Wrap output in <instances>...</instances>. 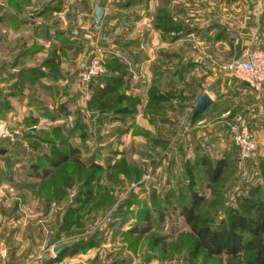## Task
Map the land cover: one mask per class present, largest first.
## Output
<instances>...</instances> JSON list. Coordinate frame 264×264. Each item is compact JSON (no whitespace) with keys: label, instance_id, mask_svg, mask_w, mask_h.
<instances>
[{"label":"rangeland","instance_id":"374dc122","mask_svg":"<svg viewBox=\"0 0 264 264\" xmlns=\"http://www.w3.org/2000/svg\"><path fill=\"white\" fill-rule=\"evenodd\" d=\"M59 1L60 4H57L58 0H0V151H3L0 155V250L4 251V257L7 248L12 246L23 249L22 260H30L40 253L52 254L53 244L93 238L95 247L75 255L95 251L99 258L94 257V264L97 261L99 264H243L241 256L207 258L204 253L196 258L189 256L187 228L178 219L172 235L166 229L142 237L126 234L138 218V207H149L152 195L160 199L171 189L179 191V185L185 181L183 164L193 162L204 151L189 147L183 134L191 112L189 103L185 104L188 97L176 99L181 104V118L165 133L168 140H177L184 135L183 141L175 149L170 142L161 148L149 140L158 137V131L141 130L144 97L136 96L140 104L131 120L99 124L90 103V84L80 85L81 89L75 90L73 82L78 80L80 69L90 57L95 44L90 45V39L97 38L96 43L104 50V57L112 40L135 39L138 44L142 33L149 31L150 25L152 27L151 18L158 7L166 6L174 18H189L193 20L191 23L204 28L217 21L222 28L227 27L229 41L233 43L241 33L242 51L263 48L262 25L249 17L250 13L262 11L264 0H157L154 11L130 7L128 16L118 15L108 21V14L115 13V4L109 0L103 7L108 19L104 24L94 26L91 24V6L83 8L79 0ZM58 6L59 12L42 13L43 9ZM154 38H147L148 46L151 40L155 42ZM160 38L163 44L169 42L167 36L160 35ZM211 45L203 34L181 38L176 43L180 58L193 60L203 72L214 68L216 62L224 66L234 58L233 51L213 50ZM51 56L56 60L52 75L33 83L24 76H15L23 68H41L43 72L53 69L44 64ZM66 77L70 82L64 80ZM181 89L183 95V87ZM60 106L65 112L60 111ZM77 109L86 126V140L82 144L74 136L72 145H81L84 160L91 158L102 168L116 166L114 170L99 174V183L107 196L106 205L82 215L80 228L56 235L60 218L78 185L74 182L62 200L54 198L53 190L62 182L64 174L74 176V168L65 164L43 181L26 177L27 165L39 155V150L33 151L29 147L28 143L33 142L27 137L51 127L71 128L79 117ZM147 117L151 122L152 117ZM249 160L241 162L235 156L230 160V168L211 190L202 181L206 206L216 208L215 221L223 218L225 209L236 205L239 192H244L232 181L243 174V169H248ZM199 176L201 179L203 174ZM160 236L164 243L152 246V237Z\"/></svg>","mask_w":264,"mask_h":264},{"label":"trees","instance_id":"16d2710c","mask_svg":"<svg viewBox=\"0 0 264 264\" xmlns=\"http://www.w3.org/2000/svg\"><path fill=\"white\" fill-rule=\"evenodd\" d=\"M144 1L148 0H127L117 6L126 8ZM57 4H60L59 0ZM100 6L102 7V5ZM59 11L58 6L47 10L43 9L42 13ZM152 27L162 37L167 36L169 42H175L202 30L191 27L188 20L174 18L166 6L156 9ZM217 27L219 25L215 23L206 28L205 32L208 33L211 28ZM229 35L225 28H221L214 35L207 34L204 37L212 43L228 40V43L232 45ZM55 63L56 60L51 56L46 59L44 64L50 65L53 69L49 68L43 72L44 70L41 68H23L19 69L15 76L17 78L24 76L29 83H33L35 80L39 82L53 74ZM102 64L104 75L89 85L91 86L90 103L96 113V122L100 124L104 121L131 120L137 112V105L140 104L139 97L130 93L135 87L131 79L132 74L124 61L113 55H105ZM192 66L191 62L179 64L174 76L182 80L188 72L187 70L192 69ZM156 86L157 84L153 80L146 91V103L142 112L149 117H163L166 107H168L166 105L170 104L169 102L174 98V93L171 91L161 93ZM181 96H183L182 92H179L178 98ZM62 107H59L60 111L65 112ZM76 115L79 117L71 128L51 127L44 132L31 133L27 137L33 142L28 143L29 147L33 151L39 150V155L27 165L26 177L43 181L65 164H70L74 168V176L64 174L62 182L53 190L54 198L62 200L66 196V191L73 187L74 182L78 185L70 204L60 218L56 235L67 232L71 228H80L82 215L106 205L107 196L99 183V174L103 171L114 170L116 166L107 165L102 168L91 158L84 160L81 156V145H72L71 140L74 136L82 144L86 140V126L82 122L78 109ZM200 117L201 113L194 118H189V121L196 122ZM149 140L155 146L160 145L161 148H165L168 144L167 141L161 142L155 138H149ZM1 152L3 151H0V155ZM230 162L226 159L212 161L204 154L196 157L193 162L186 161L183 164L185 181L179 185V191L171 189L160 199L152 195L149 207H144V205L138 207V218L128 228L126 234L142 237L151 232L156 234L166 229L172 235L175 232L174 223L178 219L187 228L189 237L187 254L192 258H196L200 253H204L207 258L221 255L230 258L241 256L243 264H264V174H262L263 182L250 186L244 195H239L236 205L226 208L225 216L219 221H215L216 208L208 207L205 204L206 197L201 190L202 181H205L206 188L211 190V186H215L225 170L230 168ZM201 174L203 177L200 179L199 175ZM166 222H169L168 226ZM67 242H71V246L51 259L52 262L65 256L75 255L82 250L91 249L96 245L93 238L75 239ZM151 242L152 246L156 247L163 244L164 240L161 236L152 237Z\"/></svg>","mask_w":264,"mask_h":264},{"label":"crops","instance_id":"0c3cea01","mask_svg":"<svg viewBox=\"0 0 264 264\" xmlns=\"http://www.w3.org/2000/svg\"><path fill=\"white\" fill-rule=\"evenodd\" d=\"M79 1L82 3L81 7L83 8L91 6L92 12L96 7L103 9L104 19L102 18L103 20L99 23L102 25L108 18V21H113L111 19L118 15L123 17L128 16L127 14L131 11L129 12L127 9L130 7L141 8V10L147 9L146 11L152 8V11H154L153 8L156 7L157 0L144 1L126 8H120L117 4L123 3L127 0H112L115 4V13H113V15L109 13L108 18L107 11L104 10L103 7L109 0ZM100 5H102V7ZM250 15L249 19L258 20L259 24L262 25L260 31H262L261 34L263 35L264 8L261 12H253L250 13ZM152 19L153 18H151V21ZM187 20L189 23H191V21L193 22L192 19L188 18ZM215 23H217V21L207 25L205 28L198 24L194 25L191 23V27L202 30L198 32L199 34L194 32L188 36H199L202 34L214 35L222 28L221 26L211 28L208 33L205 31L207 30L206 28ZM224 28L226 29L227 27ZM227 33L229 34L230 32L227 31ZM240 35L241 33L238 35L236 41L234 43L232 42V45L228 43V40L216 43L207 41L209 44H212L211 46L213 50L214 48H220V51L225 49L233 51L232 53H234L233 56L235 58L242 51L243 39ZM150 36L155 37V42L154 40H151V45L148 46L147 38ZM96 39V37L95 39H88L89 44L92 45L96 42ZM179 41L180 39L175 42H167L166 44L161 43L160 33L155 31L150 25V30L142 33L138 44L135 39L124 40L121 42L118 40H112V42L106 47V55L118 57L127 65L129 72L132 74V83L135 84V87L130 92L132 95L144 97L146 100V91L153 80L156 82L161 93L168 91L174 93L173 100H171L170 104L166 105L168 107H166L164 117L151 116V123L148 121V117L146 115L143 116L140 112L142 118L141 130L151 132V128L153 131H158L160 135L155 139L161 142L167 141L168 144L170 142L173 149L180 146L183 141V136L185 135L189 147L194 146L198 149V152L200 149H203L204 151L202 154L212 161L218 159H226L228 161L234 160L237 153L232 141V127L238 124L248 125L253 133L256 149L252 158L248 161V169H243V174L240 173L237 180L232 181V184L237 183V188H240L241 186L242 191H244L242 193L239 192V195H244L250 186L263 182V175L261 172L264 170V85L260 90H255L245 81L233 77L230 73L224 72L221 69L223 64L217 63L216 61V66L209 71H199V66L196 65L193 60L184 61L180 58L179 48L176 47V43ZM218 44L220 45L218 46ZM262 49H264V47ZM186 62H193L192 69L189 68L183 79L179 80L174 76V72L177 70L179 64H185ZM64 80L70 82L69 77H66ZM73 84L75 90L81 89L77 79ZM182 87L183 96H187L189 99V101L185 103H189L187 106L191 109V112H189V118L192 117V107L196 104L198 97L202 94H207L211 99V103L201 113L199 120L191 122L188 119L189 122L183 131V136L179 137L177 140L173 138L168 140L165 137V133L168 131L167 129L172 126L174 127L175 122H178L181 118V104L177 102L176 99L178 98V93L182 90ZM173 101H175V103ZM182 107L184 106L182 105ZM246 171L248 173H246ZM7 234L10 235V233ZM53 245L55 246L57 244ZM21 250L23 249L17 246L8 247L5 257L3 253L0 252V264H94L92 261L94 257L99 258V254L92 251L86 255L77 254L65 256L55 262L51 261V259L55 257L53 254L44 253H40L30 260H22ZM85 260L87 261L85 262ZM95 264H99L98 261Z\"/></svg>","mask_w":264,"mask_h":264},{"label":"built area","instance_id":"2783aa9c","mask_svg":"<svg viewBox=\"0 0 264 264\" xmlns=\"http://www.w3.org/2000/svg\"><path fill=\"white\" fill-rule=\"evenodd\" d=\"M90 57L78 73V82L84 87L97 80L104 74L103 59L104 50L95 42L91 48ZM224 72L233 77L245 81L248 85L260 90L264 85V49L253 48L241 52L221 67ZM232 141L237 150L239 161H247L255 151L254 136L246 124H238L232 127ZM3 253V250H0Z\"/></svg>","mask_w":264,"mask_h":264},{"label":"water","instance_id":"95a60500","mask_svg":"<svg viewBox=\"0 0 264 264\" xmlns=\"http://www.w3.org/2000/svg\"><path fill=\"white\" fill-rule=\"evenodd\" d=\"M103 18V9L100 7H96L93 11V19L92 24L97 25ZM211 103V99L207 94H202L200 97H198L196 104L192 107V117L198 116L200 113H202ZM71 242H61L51 248V253L53 256H57L60 254L63 250L67 249L71 246Z\"/></svg>","mask_w":264,"mask_h":264}]
</instances>
